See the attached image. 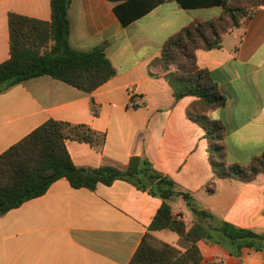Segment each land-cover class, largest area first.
I'll list each match as a JSON object with an SVG mask.
<instances>
[{
	"label": "crops",
	"instance_id": "1",
	"mask_svg": "<svg viewBox=\"0 0 264 264\" xmlns=\"http://www.w3.org/2000/svg\"><path fill=\"white\" fill-rule=\"evenodd\" d=\"M123 1L73 0L68 11L70 46L103 47L114 77L92 93L50 76L0 93V155L49 120L86 124L106 140L99 149L67 140L75 165L126 170L132 158L146 159L196 202L198 214L182 196L169 201L187 229L202 223L213 230L224 221L264 235V173L251 182L220 178L207 130L188 115L197 98L178 100L154 63L170 37L196 20L219 17L222 7L186 9L167 1L125 26L114 11ZM11 13L49 21L50 0H0V64L10 58ZM196 55L225 98L207 115L224 127L226 160L246 166L264 153V5L224 34L220 47ZM163 202L125 179L94 190L59 179L0 216V264H129L145 236L179 255L189 241L169 229L150 230ZM198 246L207 264H264V251L244 248L236 256L219 243Z\"/></svg>",
	"mask_w": 264,
	"mask_h": 264
},
{
	"label": "trees",
	"instance_id": "2",
	"mask_svg": "<svg viewBox=\"0 0 264 264\" xmlns=\"http://www.w3.org/2000/svg\"><path fill=\"white\" fill-rule=\"evenodd\" d=\"M73 0H50L51 19L39 20L11 13L10 58L0 64V93L26 80L50 76L84 92L92 93L116 74L103 47L77 51L70 46L68 11ZM176 1L186 9L220 6L219 17L196 20L170 37L163 45L155 64L166 72V79L176 98L194 96L197 101L188 110L189 117L207 130L215 151L214 164L220 178H239L246 182L264 173V153L246 166L228 164L223 142L224 127L207 112L225 104L224 96L213 82L210 72L197 63V51L218 48L223 35L240 26L264 0H125L114 7L121 22L128 26L164 2ZM173 67L175 69L173 70ZM67 140L87 143L99 149L106 134L86 124L49 120L0 155V216L26 201L44 195L59 179L66 178L74 188L96 189L125 179L149 190L164 202L154 217L151 231L169 229L190 242L189 248L176 254L170 245L157 248L145 236L129 264H207L198 246L201 240L219 243L233 255L244 248L264 251V235L220 221L211 230L202 223L187 229L182 214H174L169 203L182 196L195 213L196 202L189 193L180 192L175 183L154 170L143 158L134 157L126 170L112 166L100 168L75 165L67 149ZM200 215L205 216L202 212Z\"/></svg>",
	"mask_w": 264,
	"mask_h": 264
},
{
	"label": "rangeland",
	"instance_id": "3",
	"mask_svg": "<svg viewBox=\"0 0 264 264\" xmlns=\"http://www.w3.org/2000/svg\"><path fill=\"white\" fill-rule=\"evenodd\" d=\"M167 233H172V231L171 230H168V231H166Z\"/></svg>",
	"mask_w": 264,
	"mask_h": 264
}]
</instances>
